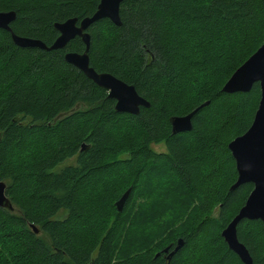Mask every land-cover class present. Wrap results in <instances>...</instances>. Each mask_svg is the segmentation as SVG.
<instances>
[{
    "label": "trees",
    "instance_id": "trees-1",
    "mask_svg": "<svg viewBox=\"0 0 264 264\" xmlns=\"http://www.w3.org/2000/svg\"><path fill=\"white\" fill-rule=\"evenodd\" d=\"M98 3L0 0V11H15L14 33L50 45L55 22ZM119 15L120 26L104 18L87 29L90 65L134 85L150 103L138 114L115 111L64 60L84 50L78 36L46 51L0 28V180L13 206L0 207V264H243L221 231L252 184L229 191L227 145L251 124L260 88H221L264 40V0H124ZM207 100L190 130L171 132L173 116ZM158 143L165 152L152 150ZM236 230L264 264V221Z\"/></svg>",
    "mask_w": 264,
    "mask_h": 264
},
{
    "label": "water",
    "instance_id": "water-1",
    "mask_svg": "<svg viewBox=\"0 0 264 264\" xmlns=\"http://www.w3.org/2000/svg\"><path fill=\"white\" fill-rule=\"evenodd\" d=\"M124 0H99L96 10L89 16L78 20L76 17L68 18L61 22H55L54 28L58 31L55 40L47 45L37 38L17 35L13 32L10 24L14 21L16 13L13 10L0 11V28L10 33L12 42L21 48H39L46 51L65 48L67 43L78 36L84 44L81 52L67 50L64 52V60L80 70L88 79L97 86L104 88L108 97L115 100L114 109L117 112L138 114L140 107L150 105L135 89L134 85L128 84L108 72H97L89 59L90 34L87 29L94 22L107 18L114 25L120 26V4ZM259 83L260 98L257 109L249 127L244 133L232 139L227 147L234 159L237 178L229 187V191L241 184L251 183L252 189L247 195L243 205L227 226L221 231V236L243 264H253L249 251L238 240L236 227L244 219L264 221V40L261 45L229 76L223 84L221 91L226 93L248 92L254 83ZM209 101L201 103L198 107L185 115L173 116L170 119L171 132L179 133L192 128L193 115ZM129 193L126 190L115 202L116 208L121 211ZM0 207L12 209L13 206L6 195V183L0 180ZM37 232V228L32 226ZM182 240L177 241L168 255L171 256L179 249ZM169 246L163 249L166 253ZM159 253H156V256Z\"/></svg>",
    "mask_w": 264,
    "mask_h": 264
},
{
    "label": "rangeland",
    "instance_id": "rangeland-1",
    "mask_svg": "<svg viewBox=\"0 0 264 264\" xmlns=\"http://www.w3.org/2000/svg\"><path fill=\"white\" fill-rule=\"evenodd\" d=\"M150 147L152 148V150L156 151V152H165L166 151V148H165V145L163 143H158V144H150ZM126 155H122V157H125ZM70 160V159H68ZM64 161L62 163H60V165L58 167H56V169L60 168L61 166L65 165L66 163L70 162V161ZM216 212L214 211L213 212V215H215Z\"/></svg>",
    "mask_w": 264,
    "mask_h": 264
}]
</instances>
